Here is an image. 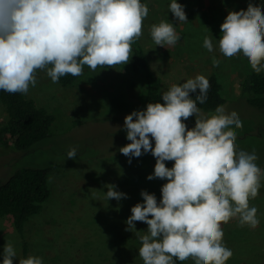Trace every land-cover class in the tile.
Returning a JSON list of instances; mask_svg holds the SVG:
<instances>
[{
  "label": "clouds",
  "instance_id": "9594fccd",
  "mask_svg": "<svg viewBox=\"0 0 264 264\" xmlns=\"http://www.w3.org/2000/svg\"><path fill=\"white\" fill-rule=\"evenodd\" d=\"M169 11L179 22H188L184 6L171 0ZM149 8L141 0H0V91L27 95L45 71L53 83L71 75L80 77L87 66L116 68L128 64L132 45L143 35ZM220 53L226 58L243 55L251 69L264 71V9L249 0L247 9L229 11L220 25ZM156 46L174 47L180 39L167 21L153 24ZM214 38L205 36L203 47L214 51ZM213 66L219 61L213 57ZM210 88L203 75L172 84L161 94L163 103H148L124 117L126 139L120 153L155 158L148 180H166L159 202L152 193L140 192L143 203L131 208L126 231L135 222L147 225L139 237L138 255L143 264H226L232 251L223 241V225L237 219L241 227L259 224L250 201L259 195L264 169L255 151L237 149L242 122L235 111L220 105L206 113L198 105L207 101ZM195 98L192 93H197ZM195 117L194 127L185 123ZM154 141V145H153ZM76 148L67 152L75 160ZM173 162L172 167L165 162ZM107 185L106 201H120L125 193ZM16 250L3 247L2 264H13ZM19 264H43L29 256Z\"/></svg>",
  "mask_w": 264,
  "mask_h": 264
},
{
  "label": "rangeland",
  "instance_id": "374dc122",
  "mask_svg": "<svg viewBox=\"0 0 264 264\" xmlns=\"http://www.w3.org/2000/svg\"><path fill=\"white\" fill-rule=\"evenodd\" d=\"M170 2L147 1L149 13L143 22V35L137 41L152 73L160 79V94L172 84L197 75H215L226 100L223 106L229 113L235 111L242 122V127L235 129L237 149L255 151L257 164L264 169V110L250 106L239 87L248 71L245 59L241 55L226 58L218 47L220 25L226 15L229 11L246 10L249 0H177L184 6L188 22L173 17L168 9ZM161 21L172 23L179 33L174 47L154 44L151 26ZM210 34L214 38L211 53L203 47L205 36ZM213 57L219 61L218 66H213ZM130 69L131 60L114 69H84L69 87L53 83L45 71L37 73V83L27 95L54 116L52 136L25 152L0 145V183L20 166H52L48 176L51 196L42 212L25 227L26 258L40 257L43 264H143L138 255V234L144 235L147 225L135 222L136 231L131 232L125 230V221L131 208L143 203L142 190L154 194L159 202L166 180L147 179L155 165L150 152L132 157L129 163V157L119 151L130 143L123 127L124 117L151 103L144 73ZM5 121L0 104V127ZM185 123L191 129L195 117ZM71 148L77 149L75 160L67 159ZM165 163L172 167L173 162ZM107 185H115L114 190L125 193L127 198L106 201ZM250 205L258 210L257 227H241L237 219L223 225L224 244L233 253L226 264H264V181ZM9 242L17 253L13 264H19L23 259L21 239L10 221L0 218V264L3 247Z\"/></svg>",
  "mask_w": 264,
  "mask_h": 264
},
{
  "label": "trees",
  "instance_id": "16d2710c",
  "mask_svg": "<svg viewBox=\"0 0 264 264\" xmlns=\"http://www.w3.org/2000/svg\"><path fill=\"white\" fill-rule=\"evenodd\" d=\"M147 1L141 0L145 4ZM252 3L264 9V0H253ZM132 54L130 70L134 73L139 71L144 73L149 102L163 103L159 89L160 79L152 73L148 58L137 42L132 45ZM241 56L245 59L248 68L247 73L239 82L241 94L250 106L264 110V74L255 73L247 59ZM84 69L89 68L85 66ZM77 78L68 75L62 77L59 83L63 87H69L76 83ZM207 79L210 83L207 101L198 106L204 112L209 113L214 112L217 106H223L226 100L221 94L222 86L216 76L210 75ZM196 94L198 90L197 93L190 95L195 98ZM0 104L6 114V121L0 127L1 146H9L14 150L25 152L52 136L54 116L38 106L29 95L0 91ZM51 169L52 166H20L14 169L4 182L0 183V218H7L14 233L21 239L23 259L26 258L28 251L25 240L26 224L32 217L42 212L51 196L48 184ZM176 264H181V262L177 261Z\"/></svg>",
  "mask_w": 264,
  "mask_h": 264
}]
</instances>
